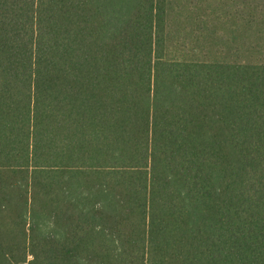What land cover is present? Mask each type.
<instances>
[{
	"label": "trees",
	"instance_id": "16d2710c",
	"mask_svg": "<svg viewBox=\"0 0 264 264\" xmlns=\"http://www.w3.org/2000/svg\"><path fill=\"white\" fill-rule=\"evenodd\" d=\"M264 264V0H0V264Z\"/></svg>",
	"mask_w": 264,
	"mask_h": 264
},
{
	"label": "rangeland",
	"instance_id": "374dc122",
	"mask_svg": "<svg viewBox=\"0 0 264 264\" xmlns=\"http://www.w3.org/2000/svg\"><path fill=\"white\" fill-rule=\"evenodd\" d=\"M32 260L31 257L28 258L27 262L26 263H23V264H30V261Z\"/></svg>",
	"mask_w": 264,
	"mask_h": 264
}]
</instances>
